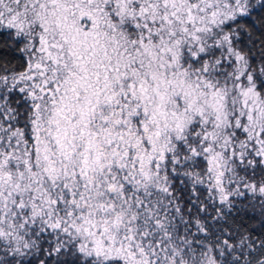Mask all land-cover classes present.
<instances>
[{"label":"snow or ice","instance_id":"obj_1","mask_svg":"<svg viewBox=\"0 0 264 264\" xmlns=\"http://www.w3.org/2000/svg\"><path fill=\"white\" fill-rule=\"evenodd\" d=\"M0 264H264V0H0Z\"/></svg>","mask_w":264,"mask_h":264}]
</instances>
